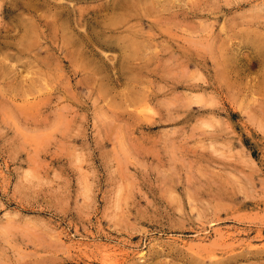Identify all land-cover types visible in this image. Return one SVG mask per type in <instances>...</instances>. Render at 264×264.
<instances>
[{"label":"rangeland","instance_id":"rangeland-1","mask_svg":"<svg viewBox=\"0 0 264 264\" xmlns=\"http://www.w3.org/2000/svg\"><path fill=\"white\" fill-rule=\"evenodd\" d=\"M0 264H264V0H0Z\"/></svg>","mask_w":264,"mask_h":264}]
</instances>
